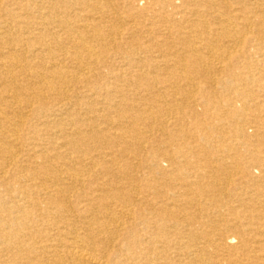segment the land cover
Listing matches in <instances>:
<instances>
[{"label": "bare ground", "instance_id": "6f19581e", "mask_svg": "<svg viewBox=\"0 0 264 264\" xmlns=\"http://www.w3.org/2000/svg\"><path fill=\"white\" fill-rule=\"evenodd\" d=\"M0 264H264V0H0Z\"/></svg>", "mask_w": 264, "mask_h": 264}]
</instances>
